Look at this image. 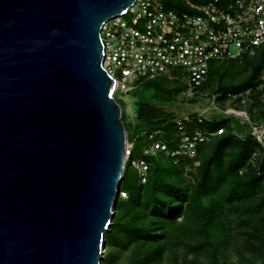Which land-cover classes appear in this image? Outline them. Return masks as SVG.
<instances>
[{"label":"water","instance_id":"water-1","mask_svg":"<svg viewBox=\"0 0 264 264\" xmlns=\"http://www.w3.org/2000/svg\"><path fill=\"white\" fill-rule=\"evenodd\" d=\"M136 0H0V264H101L126 166L103 25Z\"/></svg>","mask_w":264,"mask_h":264},{"label":"trees","instance_id":"trees-1","mask_svg":"<svg viewBox=\"0 0 264 264\" xmlns=\"http://www.w3.org/2000/svg\"><path fill=\"white\" fill-rule=\"evenodd\" d=\"M263 68L264 46L253 57L213 61L196 98L184 105L201 95L216 96L223 104L229 93L252 90L245 108L253 122L264 121V101L257 91ZM137 85L131 94L132 122L125 102L115 94L132 150L121 186L127 198L120 196L114 205L101 264H119L123 258L125 264H264V153L252 130L223 115L199 124L192 113L185 124L187 133L199 130L208 135L198 146L197 165L165 152L146 154L151 135L167 144L169 152L180 147L181 118L166 107L176 104L187 86L165 78ZM220 129L223 133L217 134ZM256 152L259 157L253 163ZM140 160L148 164L144 184L132 165Z\"/></svg>","mask_w":264,"mask_h":264},{"label":"built area","instance_id":"built-area-1","mask_svg":"<svg viewBox=\"0 0 264 264\" xmlns=\"http://www.w3.org/2000/svg\"><path fill=\"white\" fill-rule=\"evenodd\" d=\"M186 10L174 7L169 0H136L122 16L107 21L101 30L104 44L103 68L116 81L115 94L124 101L142 80H180L187 86L177 97L183 106L196 98L198 89L207 81L213 61L253 57L264 46V0H175ZM179 70L180 74H176ZM258 99L264 101V68L257 87ZM252 90L227 94L223 104L217 97L201 95L192 104L206 102V109L192 112L199 124L213 116L223 115L248 126L264 153V121L253 122L245 106L252 101ZM133 100V99H132ZM134 102V100H133ZM127 103V102H126ZM255 112V110H253ZM190 113V114H192ZM190 114L177 122L181 145L169 152L167 144L150 136L146 154L157 151L173 158L195 160L199 144L208 139L202 131L189 135L185 124ZM223 129L217 134H222ZM132 146L128 143L126 163L130 161ZM254 153L252 162L258 159ZM138 169L141 183L146 182L148 164L132 161ZM127 198V194L120 193Z\"/></svg>","mask_w":264,"mask_h":264},{"label":"rangeland","instance_id":"rangeland-1","mask_svg":"<svg viewBox=\"0 0 264 264\" xmlns=\"http://www.w3.org/2000/svg\"><path fill=\"white\" fill-rule=\"evenodd\" d=\"M117 98H118V96H117ZM124 102H125V104L124 103L123 104L125 105V110H126V112L128 114V120H129V122H132V121H134V118H135V116H134L135 115V107H134L133 100L128 98V97H126ZM206 102L207 101H205V104H204L205 106L203 105V103L186 104V105H183V106H181V105L176 103V104H173V105L168 106L166 108L169 111L177 113L179 118H181V117H184V116H188L192 112L200 111L203 106H204L203 110L206 109L207 108L206 107ZM119 264H125V258H123V260H121L119 262ZM165 264H167V263H165Z\"/></svg>","mask_w":264,"mask_h":264}]
</instances>
